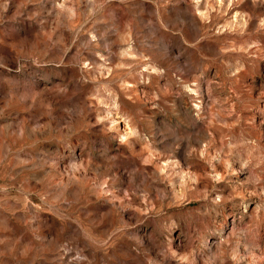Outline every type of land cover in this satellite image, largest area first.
Returning a JSON list of instances; mask_svg holds the SVG:
<instances>
[{
    "label": "rangeland",
    "instance_id": "1",
    "mask_svg": "<svg viewBox=\"0 0 264 264\" xmlns=\"http://www.w3.org/2000/svg\"><path fill=\"white\" fill-rule=\"evenodd\" d=\"M0 264H264V0H0Z\"/></svg>",
    "mask_w": 264,
    "mask_h": 264
}]
</instances>
